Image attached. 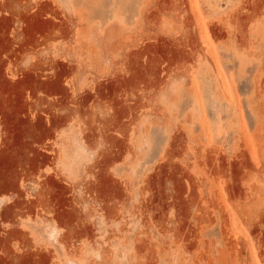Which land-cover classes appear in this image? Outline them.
I'll return each mask as SVG.
<instances>
[{
  "label": "rangeland",
  "instance_id": "1",
  "mask_svg": "<svg viewBox=\"0 0 264 264\" xmlns=\"http://www.w3.org/2000/svg\"><path fill=\"white\" fill-rule=\"evenodd\" d=\"M0 264H264V0H0Z\"/></svg>",
  "mask_w": 264,
  "mask_h": 264
}]
</instances>
